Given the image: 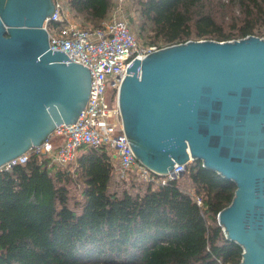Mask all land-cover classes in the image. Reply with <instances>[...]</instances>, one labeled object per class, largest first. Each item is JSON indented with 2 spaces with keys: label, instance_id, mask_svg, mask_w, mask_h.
Instances as JSON below:
<instances>
[{
  "label": "water",
  "instance_id": "obj_1",
  "mask_svg": "<svg viewBox=\"0 0 264 264\" xmlns=\"http://www.w3.org/2000/svg\"><path fill=\"white\" fill-rule=\"evenodd\" d=\"M54 12V0H0V168L76 123L88 101L89 69L50 49ZM118 104L148 169L198 160L235 183L218 222L243 248L241 264H264V38L188 41L136 59Z\"/></svg>",
  "mask_w": 264,
  "mask_h": 264
},
{
  "label": "trees",
  "instance_id": "obj_2",
  "mask_svg": "<svg viewBox=\"0 0 264 264\" xmlns=\"http://www.w3.org/2000/svg\"><path fill=\"white\" fill-rule=\"evenodd\" d=\"M131 24L158 47L264 38V0H133ZM84 29L109 20L112 0H66ZM33 156L0 172V264H241L243 248L218 222L235 183L190 163L153 188L136 175L111 191L113 157L81 148L74 172ZM82 186L72 205L70 185ZM129 182V183H128ZM190 184V189L185 187ZM128 187V188H127ZM196 197L200 198L199 206ZM80 209V211L78 210Z\"/></svg>",
  "mask_w": 264,
  "mask_h": 264
},
{
  "label": "built area",
  "instance_id": "obj_3",
  "mask_svg": "<svg viewBox=\"0 0 264 264\" xmlns=\"http://www.w3.org/2000/svg\"><path fill=\"white\" fill-rule=\"evenodd\" d=\"M54 3L55 12L44 24L50 49L65 52L71 62L89 69L90 95L76 123L57 126L46 141L4 164L0 172H11L33 156L40 157L43 168L68 167L76 163L81 148H104L113 157L121 181H128L133 174L158 188L180 178L186 171L184 165L176 164L172 172L161 175L137 159L118 104L119 89L129 66L166 47L142 43L132 28L129 0H112L109 20L95 29H84L67 8L66 0ZM196 201L202 205L200 198L196 197Z\"/></svg>",
  "mask_w": 264,
  "mask_h": 264
},
{
  "label": "rangeland",
  "instance_id": "obj_4",
  "mask_svg": "<svg viewBox=\"0 0 264 264\" xmlns=\"http://www.w3.org/2000/svg\"><path fill=\"white\" fill-rule=\"evenodd\" d=\"M129 6H130V13H134L135 6L133 3V0H129ZM132 15V14H131ZM79 22V21H78ZM132 28L134 32L137 34V36L140 38L142 43L146 42V39L151 35L149 33H140L137 28H135L134 25H132ZM110 95L114 96L112 92H109ZM63 169H68L71 172H74L76 169V163H73L69 165L68 167H62ZM129 183V182H128ZM188 189H190V184L186 185ZM128 188V187H127ZM116 189L121 190L122 189V181L119 179L117 171L115 169V175L113 177V180L111 182V191H115ZM70 191H71V197H72V205L76 202H81L83 200L82 197V186L76 184L75 182H72L70 185ZM80 211V209H78Z\"/></svg>",
  "mask_w": 264,
  "mask_h": 264
}]
</instances>
